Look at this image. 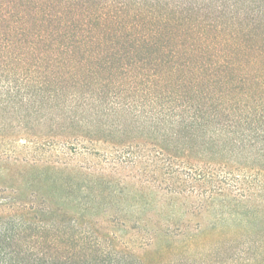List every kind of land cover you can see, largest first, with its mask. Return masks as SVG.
Instances as JSON below:
<instances>
[{
  "label": "trees",
  "instance_id": "16d2710c",
  "mask_svg": "<svg viewBox=\"0 0 264 264\" xmlns=\"http://www.w3.org/2000/svg\"><path fill=\"white\" fill-rule=\"evenodd\" d=\"M219 2L0 0V136L29 148L50 127L109 142L167 192L203 198L264 172V52L156 48L183 41L184 13ZM17 202L0 204V264L38 225Z\"/></svg>",
  "mask_w": 264,
  "mask_h": 264
},
{
  "label": "rangeland",
  "instance_id": "374dc122",
  "mask_svg": "<svg viewBox=\"0 0 264 264\" xmlns=\"http://www.w3.org/2000/svg\"><path fill=\"white\" fill-rule=\"evenodd\" d=\"M220 1L156 48L264 52V0ZM50 129L29 148L0 136V204L34 208L23 224H38L8 244L13 264H264V172L234 173L213 198L170 193L111 143Z\"/></svg>",
  "mask_w": 264,
  "mask_h": 264
}]
</instances>
